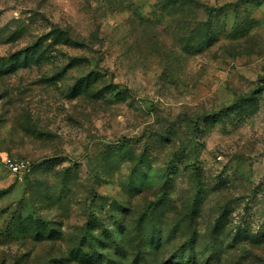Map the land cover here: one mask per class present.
I'll return each mask as SVG.
<instances>
[{"label":"rangeland","instance_id":"1","mask_svg":"<svg viewBox=\"0 0 264 264\" xmlns=\"http://www.w3.org/2000/svg\"><path fill=\"white\" fill-rule=\"evenodd\" d=\"M188 240L264 264V0H0V264Z\"/></svg>","mask_w":264,"mask_h":264},{"label":"trees","instance_id":"2","mask_svg":"<svg viewBox=\"0 0 264 264\" xmlns=\"http://www.w3.org/2000/svg\"><path fill=\"white\" fill-rule=\"evenodd\" d=\"M31 48L28 47L24 52V59L28 60V51ZM147 176L141 177V179H146ZM151 245L153 249H159L163 245V241L161 238H153L151 240ZM213 256L218 257L217 249H213ZM196 251L194 250V241L188 240L185 244L181 245L177 250L172 252V254L161 264H189L197 261ZM104 259L103 255L98 254V252L94 253H85L82 254L80 260L88 263V264H96L97 262ZM130 264H151L150 263V255L148 254V247H143V252L136 255L133 261Z\"/></svg>","mask_w":264,"mask_h":264},{"label":"built area","instance_id":"3","mask_svg":"<svg viewBox=\"0 0 264 264\" xmlns=\"http://www.w3.org/2000/svg\"><path fill=\"white\" fill-rule=\"evenodd\" d=\"M1 162L10 172L19 178H22L24 174L31 170V162L24 158L4 156Z\"/></svg>","mask_w":264,"mask_h":264}]
</instances>
